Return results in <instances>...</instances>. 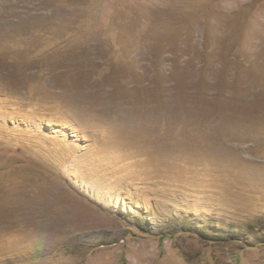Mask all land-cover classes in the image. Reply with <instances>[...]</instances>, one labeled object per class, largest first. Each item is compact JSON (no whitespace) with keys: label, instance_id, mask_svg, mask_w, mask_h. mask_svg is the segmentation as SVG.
I'll return each instance as SVG.
<instances>
[{"label":"rangeland","instance_id":"1","mask_svg":"<svg viewBox=\"0 0 264 264\" xmlns=\"http://www.w3.org/2000/svg\"><path fill=\"white\" fill-rule=\"evenodd\" d=\"M0 264H264V0H0Z\"/></svg>","mask_w":264,"mask_h":264},{"label":"bare ground","instance_id":"2","mask_svg":"<svg viewBox=\"0 0 264 264\" xmlns=\"http://www.w3.org/2000/svg\"><path fill=\"white\" fill-rule=\"evenodd\" d=\"M60 188V187H59ZM53 190H55V189H53ZM74 199V198H73Z\"/></svg>","mask_w":264,"mask_h":264}]
</instances>
